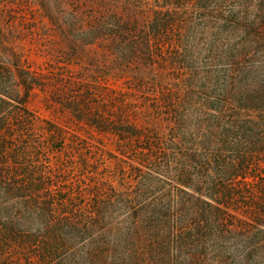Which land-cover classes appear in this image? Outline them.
<instances>
[{
  "label": "trees",
  "instance_id": "trees-1",
  "mask_svg": "<svg viewBox=\"0 0 264 264\" xmlns=\"http://www.w3.org/2000/svg\"><path fill=\"white\" fill-rule=\"evenodd\" d=\"M0 264H264V0H0Z\"/></svg>",
  "mask_w": 264,
  "mask_h": 264
},
{
  "label": "rangeland",
  "instance_id": "rangeland-1",
  "mask_svg": "<svg viewBox=\"0 0 264 264\" xmlns=\"http://www.w3.org/2000/svg\"><path fill=\"white\" fill-rule=\"evenodd\" d=\"M8 39L9 43L13 46H19L16 50H18L23 64L26 66L29 65L34 71H45L47 65L45 63L46 58L42 55L43 40L36 37H21L19 39L8 37ZM105 83L108 84V87L114 90L117 93V97L121 99V89L124 87L121 80L110 78L108 81H105ZM30 103V107L42 117L58 121L60 124L70 127L72 130L80 133L82 136L93 139L92 142L96 146H104L109 153L116 154L117 139L115 137L108 134H100L94 128L81 126L76 123L71 119V115L67 111L48 101L45 94L38 92L31 98ZM115 184L118 185L117 183Z\"/></svg>",
  "mask_w": 264,
  "mask_h": 264
}]
</instances>
